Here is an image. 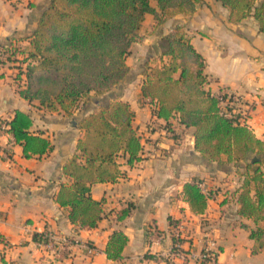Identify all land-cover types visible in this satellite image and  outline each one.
Masks as SVG:
<instances>
[{
	"label": "crops",
	"instance_id": "1",
	"mask_svg": "<svg viewBox=\"0 0 264 264\" xmlns=\"http://www.w3.org/2000/svg\"><path fill=\"white\" fill-rule=\"evenodd\" d=\"M51 2L31 0V5L14 6L0 0V50L10 41L16 42L11 56L0 60V127L7 125L5 130L0 129V264H196L171 250L179 244L185 251H199L208 240L218 248L214 264H264V251L254 253L255 242L250 238L256 223L239 214L236 188L240 180H236V173L198 152L194 128L182 125L178 115L163 119L171 127L172 136H166L161 127L149 125L152 104L142 98L144 75L133 67L131 51L134 44H138L137 50L147 49L143 63L151 52L156 56L152 36L132 43L127 57L130 76L114 88L111 98L129 102L135 113L133 124L143 144L141 159L133 165L122 160V177L92 186V196L103 202L104 210L97 227L83 228L70 221L69 209L56 201L61 184L69 181L63 168L76 154L83 136L79 122L100 106L92 96L69 117L46 111L19 92L25 87L27 62H19L23 57L18 47L30 50ZM151 4L157 7L156 0ZM153 18L150 13L145 15L140 32L146 23L154 24ZM179 20L176 25L187 27L193 45L206 60L208 88L213 93L233 94L236 116L264 140V33L256 19L250 16L233 23L228 8L220 2L202 0L193 14H178L171 19ZM176 25L166 26L163 36ZM197 39L208 45L198 47ZM17 110L31 115L33 134L50 140L52 148L43 155L24 156L23 146L10 131L9 122ZM226 176L231 182H225ZM195 179H206L211 187L217 185L214 199L208 200L205 211L199 214L192 211L183 195L184 184ZM130 204V214L120 220L121 211ZM153 230L159 232V239L153 236ZM44 231L71 236L79 245L58 256L49 255L35 242L37 234ZM115 231L128 237L120 260L106 253ZM86 245L96 252L88 253Z\"/></svg>",
	"mask_w": 264,
	"mask_h": 264
},
{
	"label": "trees",
	"instance_id": "2",
	"mask_svg": "<svg viewBox=\"0 0 264 264\" xmlns=\"http://www.w3.org/2000/svg\"><path fill=\"white\" fill-rule=\"evenodd\" d=\"M52 0L45 11L24 62L26 86L20 89L38 107L73 116L91 92L103 95L129 73L127 57L137 40L145 15L162 23L178 14L191 15L202 0ZM229 10L231 22L250 16L264 33V0H216ZM31 5V3L29 4ZM162 65L146 64L141 93L157 104L159 118L178 115L180 123L194 128L195 148L205 158L218 163L241 164V184L236 188L239 214L253 219L254 253L264 251V140L238 116H228L219 94L208 88L206 60L195 48L183 26L176 25L163 37ZM9 55L8 57H10ZM167 59V60H166ZM221 92V91H220ZM135 113L127 101L115 100L85 116L79 127L76 154L65 164L56 201L69 209L70 221L83 228H95L103 217V202L91 193L96 183L115 182L123 176L122 160L133 165L141 159L142 138L134 126ZM29 113L15 112L10 131L23 154L30 158L52 148L50 140L30 130ZM257 162H252L254 157ZM240 171V168H238ZM195 179L184 184V199L192 211L203 213L208 198ZM133 205L119 215L127 217ZM128 237L122 231L111 236L106 253L120 260Z\"/></svg>",
	"mask_w": 264,
	"mask_h": 264
},
{
	"label": "built area",
	"instance_id": "3",
	"mask_svg": "<svg viewBox=\"0 0 264 264\" xmlns=\"http://www.w3.org/2000/svg\"><path fill=\"white\" fill-rule=\"evenodd\" d=\"M16 42L14 40L10 41L6 46L0 50V60L6 59L10 53L14 50ZM220 98L222 99L224 111L228 116H234L235 111L232 109L228 111L225 107L234 104L236 97L233 94L228 93L227 91L218 92ZM152 104V115L149 121V125L153 128L161 127L166 136H172V130L169 124L164 121L162 118H159L156 114L157 104ZM7 125L4 123L1 125L0 129L5 130ZM197 185L200 187L202 192L206 195L208 200L214 199L215 194L212 192V187L208 180L198 179L196 181ZM153 236L156 239L160 238V234L157 230H153ZM36 244L46 253L52 256H58L62 251H67L75 245H79L78 240L72 238L71 236H66L54 231H44L37 234ZM88 253L94 254L95 248L91 245H86ZM175 255L181 258H188L191 261L196 262V264H214L218 258V248L213 240H208L205 242L203 248L199 251L189 250L185 251L179 244L176 245L171 250ZM170 255H166L165 259H169Z\"/></svg>",
	"mask_w": 264,
	"mask_h": 264
},
{
	"label": "rangeland",
	"instance_id": "4",
	"mask_svg": "<svg viewBox=\"0 0 264 264\" xmlns=\"http://www.w3.org/2000/svg\"><path fill=\"white\" fill-rule=\"evenodd\" d=\"M8 1H10L11 2V4L12 5H14V6H19V5H21V4H24V3H26L27 5H29L30 3H31V0H8ZM260 1V0H259ZM221 12V11H220ZM220 12H213L214 14H220ZM173 17H171V18H167V19H165L162 23H159L158 24V22L155 20V18H153V22H154V24H152V23H146V25L144 26V29L141 31V32H139V34H138V37H137V40L136 41H142V39H144V38H146V37H149L150 38V36H152L153 38H154V40H153V46H154V49H156V56H155V54H154V52H151L152 53V56H149V60L146 62V63H143L144 62V60H143V62H142V58H144L145 57V55L147 54V49H143V51H141V50H137V47H138V44H134V48H133V50L131 51V54H132V56H134V61H133V67H136L139 71H141L142 73H143V71H144V69H145V67H146V64H149L150 66H159V65H162V61H161V54H162V52H163V50H164V48L161 46L162 44H163V37L164 36H166V35H168V34H166V35H164L163 36V33H164V29L166 28V26H168V25H176L178 22H181L182 20H179V21H171V19H172ZM185 29L187 28L186 26L184 27ZM151 37V38H152ZM152 38V39H153ZM196 44H197V46L198 47H202L204 44H206V45H208V43L205 41V40H200V39H197L196 40ZM18 50H20V52L22 53V57H23V59H20L19 60V62L20 63H22V62H24V60H25V58H26V56H27V54L29 53V50L28 49H26V48H24L23 49V47L22 46H20V47H18ZM150 55V54H149ZM132 60V59H131ZM167 60V59H166ZM28 62L29 61H27V63H26V69H27V64H28ZM139 62H142V63H140L139 64ZM130 72V71H129ZM134 72V71H133ZM25 73H26V71H25ZM134 74V73H133ZM128 75H129V73H128ZM127 75V76H128ZM130 76V75H129ZM132 77V76H131ZM120 84V83H119ZM119 84H117L116 86H118ZM22 86V85H21ZM25 86H26V83H25ZM116 86H114L109 92H107V93H105V94H103V95H97L95 92H93V94L91 95V93H90V96L84 101V103H82L81 104V106L80 107H83L87 102H89L91 99H90V97H92V96H96L97 97V99L96 100H98L99 102H97V104L99 103V106H100V108L102 107V105H104V104H108V103H110V102H112V101H115V100H111V98L112 99H114V88L116 87ZM113 92V93H112ZM116 92V91H115ZM117 93V92H116ZM142 94V93H141ZM215 94H218V93H215ZM143 98V97H142ZM144 99V98H143ZM145 100V99H144ZM36 102H38V101H36ZM235 103H237V101L235 102ZM232 104V105H229V106H226L225 108L228 110V111H230V110H234V109H236L237 108V105L236 104ZM79 107V108H80ZM99 108V109H100ZM98 109V110H99ZM238 109V108H237ZM96 111V110H95ZM236 114H238L237 112H235L234 113V116H236ZM65 115V114H64ZM67 116V115H66ZM69 117H72V116H69ZM250 161V160H249ZM249 161H243V162H241V164H240V166L239 165H235L234 163H219L220 164V166H226L229 170V172H235L236 173V175H237V181L238 180H240V181H238V183L240 182V184H241V179H242V172H243V169H241V166H245ZM257 166H262V168H264V162H262V163H260V164H254V165H252V167H251V170H254ZM238 168H240V171H239V169ZM212 177H215L216 175L214 174H212L211 175ZM224 180H225V182H231L230 181V179H228V177L226 176V177H224ZM214 186H217V185H214ZM214 186H212V192L214 193V191H215V189H213L214 188Z\"/></svg>",
	"mask_w": 264,
	"mask_h": 264
},
{
	"label": "water",
	"instance_id": "5",
	"mask_svg": "<svg viewBox=\"0 0 264 264\" xmlns=\"http://www.w3.org/2000/svg\"><path fill=\"white\" fill-rule=\"evenodd\" d=\"M104 105H106V104H104ZM259 159H260L259 157H256V156H255V157L253 158L252 162H257Z\"/></svg>",
	"mask_w": 264,
	"mask_h": 264
}]
</instances>
